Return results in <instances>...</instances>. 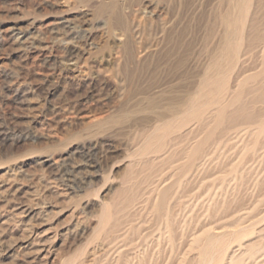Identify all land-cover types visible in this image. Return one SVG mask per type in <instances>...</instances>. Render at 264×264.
Returning <instances> with one entry per match:
<instances>
[{"label": "rangeland", "instance_id": "1", "mask_svg": "<svg viewBox=\"0 0 264 264\" xmlns=\"http://www.w3.org/2000/svg\"><path fill=\"white\" fill-rule=\"evenodd\" d=\"M207 259L264 264V0H0V264Z\"/></svg>", "mask_w": 264, "mask_h": 264}, {"label": "bare ground", "instance_id": "2", "mask_svg": "<svg viewBox=\"0 0 264 264\" xmlns=\"http://www.w3.org/2000/svg\"><path fill=\"white\" fill-rule=\"evenodd\" d=\"M161 8L160 7H158V6H154L153 5V3H151V2H149L148 3V5H146L145 7H144V9L142 10V14H143V16L145 17V18H153V16H155V15H157L159 12H161ZM247 32V31H246ZM238 38V37H237ZM130 42V41H129ZM223 110L222 109H220L219 111H218V113H216L215 115L217 116V117H219L220 116V114H221V112H222ZM102 217V216H101ZM80 225V224H79ZM218 230V229H217ZM217 230H214V229H212V230H206L204 233H202L201 235H199V236H197L195 239H193V243L195 244V245H198V246H201L202 245V243L203 242H205L207 239H208V237L209 236H211V235H214V236H216V237H219V236H224L225 235V233L227 232H224V231H221V232H217ZM234 232V231H233ZM220 238V237H219ZM210 245V244H209ZM207 247V246H206ZM209 254V253H208ZM209 258V257H208ZM211 258V257H210ZM231 259H233V257L231 258ZM237 259V258H236ZM208 260L209 259H207V262H204L205 264H209L208 263ZM212 260V259H211ZM205 261V260H204ZM211 263V262H210ZM230 264H231V262H230Z\"/></svg>", "mask_w": 264, "mask_h": 264}]
</instances>
